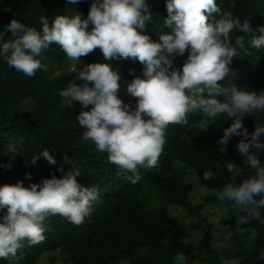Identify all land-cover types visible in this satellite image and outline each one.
I'll return each mask as SVG.
<instances>
[{"label":"clouds","instance_id":"obj_1","mask_svg":"<svg viewBox=\"0 0 264 264\" xmlns=\"http://www.w3.org/2000/svg\"><path fill=\"white\" fill-rule=\"evenodd\" d=\"M81 2L67 0L68 4ZM166 10L163 21L169 31L159 35L158 41L145 34L153 18L147 0H91L86 18L79 12L57 15L50 24L46 16H41L40 30L12 19L3 26L4 35L10 32L12 39L0 35V58L9 68L34 77L43 68L44 53L51 45H58L74 62L66 75L75 74V78L59 94L72 108L79 103L81 111L76 119L84 129L81 138L107 153L117 175L127 174L125 178L133 185L141 180L140 168L158 165L169 125H188L192 112L202 114V127L221 116L231 120L217 140L218 152L223 156L232 138L240 137L235 150L243 158V165L225 162L230 182L214 194L222 203L231 202L238 213L239 227L253 220L264 222V163L258 154L264 151V126L255 124L254 131L249 132L243 123L245 117L264 118V90L220 84L234 75L230 65L240 57L239 49H244L245 37H236L233 46L231 34H250L251 47L261 50L264 27L253 30L249 20L241 22L231 12H222L216 0H166ZM96 49L102 52L104 61L131 59L144 66L143 78L136 76L126 86L127 94L136 100L135 106L119 97L121 75L111 63L83 64L81 58ZM185 53L182 67H176L175 58ZM80 64L83 66L78 68ZM134 73L131 69L130 75ZM220 96L222 100L217 98ZM22 146L21 138L10 140L5 147L15 158ZM41 156L49 164H56L47 149L33 156L31 163L36 164ZM64 159L68 162L67 156ZM216 167L221 165L217 163ZM58 171L64 173L61 178L53 175L40 184L25 187L23 181H17L0 186V259L12 261L26 244L42 243L51 216L60 215L80 226L92 214L98 190L78 182L77 177L82 175L79 168L64 172L61 167ZM26 175L31 179L30 173ZM213 176L211 170L203 172L204 180ZM221 220L217 211L212 222L220 227ZM260 258L264 260V251ZM177 264H186L182 253ZM223 264L239 262L225 259Z\"/></svg>","mask_w":264,"mask_h":264},{"label":"trees","instance_id":"obj_2","mask_svg":"<svg viewBox=\"0 0 264 264\" xmlns=\"http://www.w3.org/2000/svg\"><path fill=\"white\" fill-rule=\"evenodd\" d=\"M223 11H228L241 22L250 21L253 30L264 27V0H216ZM91 0L68 4L67 0H0V35H4L3 26L12 19H17L27 27L42 28L41 16H46L49 23L57 15L72 16L81 13L87 17ZM153 18L148 22V31L154 41L169 29L164 27L163 19L167 16L166 0H147ZM219 18L218 16L216 17ZM235 39L244 36V49H239L240 57L234 58L230 65L238 70L250 86L264 90V49L256 50L250 45V34L234 31ZM11 40V33L4 35ZM67 56L58 45H51L44 53L41 62L43 68L34 77H27L8 67L0 58V186L23 181L28 187L32 183L40 184L44 178L55 175L61 178L71 167L79 168L82 175L78 182L85 187H94L99 198L93 204V212L85 222L76 226L60 215L51 216L46 221V239L36 246H25L12 261L0 259V264H35L46 250H57L64 255L65 264H177V257L183 254L186 264H223V260H236L239 264H264L260 252L264 251V222L251 221L250 245L245 246L240 238L236 224L238 213L231 202L226 205V217L222 222L227 225L236 246L225 248L222 254L210 242L211 223L206 221L208 230L204 233L198 247L199 256L190 254L191 247L182 238L177 219L167 206L182 207L190 215L204 220L201 215L203 203L190 200L192 183L187 182L184 172L177 161L188 166L196 174L198 182L209 189L206 201L220 203L214 192L230 182V174L224 168L225 162L231 161L243 165V158L236 152L235 146L240 137H233L226 153L218 152L217 140L222 136L213 125H204L190 139L184 137L190 127L202 119V114L192 112L188 115V125H169L166 130L164 151L158 165L151 169L140 168L141 180L133 185L125 175L118 176L115 165L108 163L107 153L100 152L91 141L83 140L82 129L76 116L81 111L79 103L70 107L60 91L67 86L75 74L65 75L61 79L48 78L49 64L62 65ZM187 58H175L176 67H182ZM84 63H111L114 70L120 72L121 90L119 97L135 106L136 100L126 92L128 82L136 76L143 78V65L135 60L104 61L102 52L96 49L86 57ZM134 69V75L130 70ZM78 84L81 81H76ZM222 99V96L217 97ZM32 101L30 108L10 106L18 101ZM91 106H89V109ZM244 126L249 132L255 124L264 126V118L245 117ZM229 121L226 127L230 126ZM23 139L22 149L15 158L9 156L6 145L10 140ZM264 140V138H262ZM49 150L56 159V164H49L42 156L36 164L31 163L33 156L43 150ZM259 158L264 163V151ZM67 156L68 162L64 157ZM219 163L221 167L217 168ZM11 165L10 169L7 167ZM211 170L214 176L203 179V172ZM31 174V179L27 175ZM156 196L159 203L153 201ZM264 215V209H262ZM26 243V242H25Z\"/></svg>","mask_w":264,"mask_h":264},{"label":"rangeland","instance_id":"obj_3","mask_svg":"<svg viewBox=\"0 0 264 264\" xmlns=\"http://www.w3.org/2000/svg\"><path fill=\"white\" fill-rule=\"evenodd\" d=\"M73 63V61L66 58L65 62L60 66L53 63L49 64L47 71L48 78H63L67 73L71 71ZM83 64L87 63L83 62ZM83 64L77 65V67H82ZM232 73H234V75L230 74L225 80L220 82L221 86L226 87L229 84H235L238 87L246 86L249 88V90H256L254 87L250 86V82L244 78L241 72H239L238 70H232ZM256 91L259 92L258 90ZM31 106L32 101L25 99L18 101L12 106H10L9 110L12 111L14 107L30 108ZM201 120L197 121L190 127V129L184 135L185 138L190 139L196 135L197 131L202 127ZM229 121L231 120L221 116L218 117L215 121L211 123H205L204 125H213L220 131H223ZM176 164H179L182 167L185 180L187 182L192 183L193 185V188L190 192V200L194 203H203L204 205L202 211L206 212V214L203 215L204 220H202L197 216L188 214L186 210L182 207L170 204L166 205V202L162 201L163 204L161 205L167 206L169 212L177 219L178 225L181 228L183 241L191 247L190 254L196 257L199 256L198 247L201 244V240L204 233L208 230L206 221L211 223V235L209 237L210 242L214 247L217 248L220 254L224 252L225 248H231L236 246V242L231 236V232L229 231L227 225L224 224L222 220L220 227H217L212 222V216L217 211L221 214L222 219L226 217L225 203L220 202L212 204L207 202L206 195L209 193V189L198 182L195 172L191 170L188 166L182 164L179 161H177ZM153 201L155 203H159L160 199L154 196ZM240 227L244 228V230L241 231ZM240 227L238 226L240 238L245 246H249L250 237L252 233L249 228V225H241ZM35 264H65L64 255L58 252L57 250H46L43 252V254L40 255ZM120 264H127V262L125 260H122Z\"/></svg>","mask_w":264,"mask_h":264}]
</instances>
